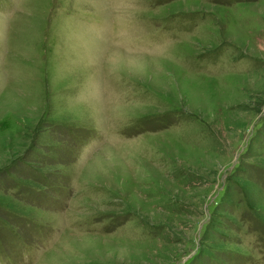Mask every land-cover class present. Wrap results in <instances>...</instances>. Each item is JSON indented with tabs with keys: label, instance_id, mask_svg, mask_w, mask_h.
Masks as SVG:
<instances>
[{
	"label": "rangeland",
	"instance_id": "374dc122",
	"mask_svg": "<svg viewBox=\"0 0 264 264\" xmlns=\"http://www.w3.org/2000/svg\"><path fill=\"white\" fill-rule=\"evenodd\" d=\"M0 264H264V0H0Z\"/></svg>",
	"mask_w": 264,
	"mask_h": 264
}]
</instances>
